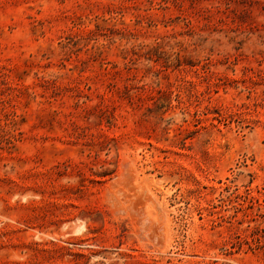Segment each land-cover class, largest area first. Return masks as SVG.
Instances as JSON below:
<instances>
[{
    "label": "rangeland",
    "instance_id": "374dc122",
    "mask_svg": "<svg viewBox=\"0 0 264 264\" xmlns=\"http://www.w3.org/2000/svg\"><path fill=\"white\" fill-rule=\"evenodd\" d=\"M0 264H264V0H0Z\"/></svg>",
    "mask_w": 264,
    "mask_h": 264
},
{
    "label": "bare ground",
    "instance_id": "6f19581e",
    "mask_svg": "<svg viewBox=\"0 0 264 264\" xmlns=\"http://www.w3.org/2000/svg\"><path fill=\"white\" fill-rule=\"evenodd\" d=\"M127 164V163H126ZM126 172H127V170H126ZM124 176V175H123ZM119 177H121V176H119ZM128 178V177H127ZM119 179H121V178H119ZM123 179V178H122ZM126 179V178H125ZM131 181V180H130ZM113 182H115V181H113ZM116 183H118V181H116ZM128 183H129V179H128ZM113 184V183H112ZM114 186L116 185L115 183L113 184ZM131 186V185H130ZM115 188V187H114ZM126 190V189H125ZM136 192V191H135ZM143 194V193H142ZM145 194V193H144ZM126 195V194H125ZM130 195V194H129ZM145 196V195H144ZM116 197V196H115ZM147 198V197H146ZM112 199V198H111ZM130 199V198H129ZM128 199V200H129ZM131 199H133V198H131ZM138 199V198H137ZM144 199V198H143ZM128 202V201H127ZM134 204V206H135V204L136 203H133ZM139 205L141 204V203H138ZM130 205V204H129ZM132 207H133V205H132ZM129 207H127V209H128ZM136 208V207H135ZM147 208V207H146ZM145 208V209H146ZM136 210V209H135ZM134 210V211H135ZM134 211H132L133 213H135ZM131 212V213H132ZM140 212V211H139ZM120 213V212H119ZM132 213V214H133ZM145 213V212H144ZM143 215V213L141 214V216ZM146 216V215H145ZM134 217V216H133ZM149 217V216H148ZM148 217H147V219H148ZM143 217H141V219H142ZM145 219V218H144ZM143 221H145V222H147L148 223V221L145 219V220H143ZM150 221V220H149ZM140 222V221H139ZM151 222V221H150ZM139 224H142V223H139ZM151 224V226H152V222L150 223ZM144 225V224H143ZM147 225H149V224H147ZM154 226H156L155 224H154ZM141 227V226H140ZM146 227V226H145ZM148 227V226H147ZM153 227V226H152ZM142 228H140V230H141ZM144 229V228H143ZM159 229H161V228H159ZM148 231V230H147ZM157 231V230H156ZM152 232V231H151ZM158 232V231H157ZM156 232V233H157ZM140 233V232H139ZM149 233V232H148ZM142 234H143V232H141V236H142ZM160 235V234H159ZM143 237H144V235H143ZM146 237H147V235H146ZM155 237V236H154ZM148 238H150V237H148ZM153 241V240H152ZM156 241V240H155ZM157 243H159L158 241H157ZM161 243V242H160ZM159 247V246H158Z\"/></svg>",
    "mask_w": 264,
    "mask_h": 264
}]
</instances>
